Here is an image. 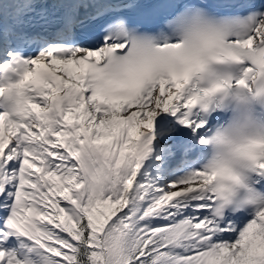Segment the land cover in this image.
<instances>
[{
  "label": "snow or ice",
  "instance_id": "1",
  "mask_svg": "<svg viewBox=\"0 0 264 264\" xmlns=\"http://www.w3.org/2000/svg\"><path fill=\"white\" fill-rule=\"evenodd\" d=\"M137 7L0 0V236L27 238L36 256L0 250V264H264V197L233 238L203 166L164 186L141 179L161 111L200 144L211 130L189 75L162 70L183 46L167 39L183 11L150 32L130 22ZM241 7L257 14L230 44L248 86L264 77V4ZM252 169L264 192V152Z\"/></svg>",
  "mask_w": 264,
  "mask_h": 264
},
{
  "label": "clouds",
  "instance_id": "2",
  "mask_svg": "<svg viewBox=\"0 0 264 264\" xmlns=\"http://www.w3.org/2000/svg\"><path fill=\"white\" fill-rule=\"evenodd\" d=\"M178 15L182 21L167 33V39L181 41L183 46L162 70L187 73L203 94L201 112L210 116L219 110L228 117L214 126L201 144L208 149L204 171L212 188L220 189L217 206L223 218L229 209L241 211L264 197V192L253 191L252 183V156L264 152V119L258 115L264 111V77L250 80L248 86L239 85L241 76L236 69L240 63L233 59L238 50L230 46L251 32L257 14L215 16L195 7ZM148 35L158 38L157 34ZM24 258L35 260L36 256L25 253Z\"/></svg>",
  "mask_w": 264,
  "mask_h": 264
},
{
  "label": "bare ground",
  "instance_id": "3",
  "mask_svg": "<svg viewBox=\"0 0 264 264\" xmlns=\"http://www.w3.org/2000/svg\"><path fill=\"white\" fill-rule=\"evenodd\" d=\"M161 114L166 115V116L172 115L171 113H166V112L161 111L160 114L156 117L155 125L160 120ZM155 137L156 138H155V144L153 145V151L148 156L147 161L143 165L144 167L147 165V169H149L150 167H159L163 165L167 157L170 155L171 145L174 143L175 144L177 143L176 134L173 132L171 127H168V129L155 133ZM156 144H157V147L155 148ZM191 171H187L186 173H184V175H186L187 173ZM169 182H166L165 185H167ZM9 236L10 238L17 240L18 243L21 244V250L27 249V244L29 242L27 238L18 236L16 234H12Z\"/></svg>",
  "mask_w": 264,
  "mask_h": 264
},
{
  "label": "rangeland",
  "instance_id": "4",
  "mask_svg": "<svg viewBox=\"0 0 264 264\" xmlns=\"http://www.w3.org/2000/svg\"><path fill=\"white\" fill-rule=\"evenodd\" d=\"M171 147H172V145H171ZM160 167L161 168H158V169L155 170V173L156 174H164V176H163L164 179H166V180L170 179V177H169V171L166 170V166L165 165H161ZM164 169L167 171V173H166V171ZM141 179H142V177H141ZM161 186H164V185H161ZM31 255H34V254H31ZM17 256L21 260L24 259V255H17Z\"/></svg>",
  "mask_w": 264,
  "mask_h": 264
}]
</instances>
